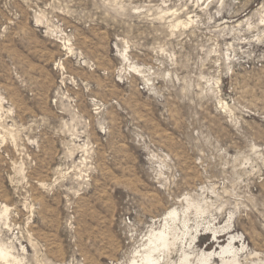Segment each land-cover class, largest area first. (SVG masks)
I'll list each match as a JSON object with an SVG mask.
<instances>
[{
  "label": "rangeland",
  "instance_id": "374dc122",
  "mask_svg": "<svg viewBox=\"0 0 264 264\" xmlns=\"http://www.w3.org/2000/svg\"><path fill=\"white\" fill-rule=\"evenodd\" d=\"M188 197L264 264V0H0V264L129 262Z\"/></svg>",
  "mask_w": 264,
  "mask_h": 264
},
{
  "label": "bare ground",
  "instance_id": "6f19581e",
  "mask_svg": "<svg viewBox=\"0 0 264 264\" xmlns=\"http://www.w3.org/2000/svg\"><path fill=\"white\" fill-rule=\"evenodd\" d=\"M188 198L185 207L180 209L173 206L160 217L159 228L152 227L149 230L143 250H138V255L123 264H176L171 261V254L177 251L182 252L180 264H216V259H221L222 264H238L236 258L241 250L236 247V243L240 235L232 231V221L224 226H218L207 206ZM202 226L206 232H212L217 240L222 234L228 235V243L222 244L220 248L196 252L194 255L196 249L194 250L192 244Z\"/></svg>",
  "mask_w": 264,
  "mask_h": 264
}]
</instances>
